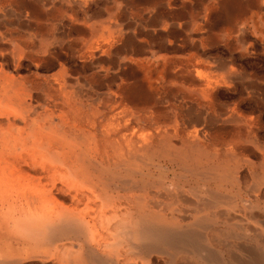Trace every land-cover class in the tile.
I'll return each instance as SVG.
<instances>
[{
  "label": "rangeland",
  "instance_id": "rangeland-1",
  "mask_svg": "<svg viewBox=\"0 0 264 264\" xmlns=\"http://www.w3.org/2000/svg\"><path fill=\"white\" fill-rule=\"evenodd\" d=\"M20 131L87 150L74 163L111 190L124 181L133 220L201 233L197 217L214 215L156 264H208L202 249L264 264V0H0V134ZM224 229L235 237H213Z\"/></svg>",
  "mask_w": 264,
  "mask_h": 264
},
{
  "label": "bare ground",
  "instance_id": "bare-ground-1",
  "mask_svg": "<svg viewBox=\"0 0 264 264\" xmlns=\"http://www.w3.org/2000/svg\"><path fill=\"white\" fill-rule=\"evenodd\" d=\"M31 128L35 132V124ZM34 132L25 135L20 131L15 136L0 134V264H24L26 260L37 257L43 259V264H122L121 260L127 262L123 264H156L159 254L168 247L183 249L192 241L198 243L205 233L202 228L215 219L214 215L198 216L196 224L201 233L165 231L167 222L147 211H140L133 220L131 201L128 203L123 199L125 194L122 191H130L124 181L114 190H111V185H100L95 181V175L91 177L90 170L84 167L86 165L80 167L74 163L86 159L87 150L84 155L79 153L75 158L69 157L72 153L69 149L62 153L52 145L51 139ZM131 140L129 138L128 143ZM29 143L31 148H28ZM27 153L35 165L38 159L33 156L39 158L41 171L45 173L44 180L32 176L25 169ZM115 154L121 157L122 152ZM31 170L37 172L36 168ZM77 176L86 182L77 186L74 184ZM132 198L141 200L134 194ZM218 198L217 193H212L210 203L197 209L204 211L216 205ZM67 200L71 201L70 205ZM79 204L84 206L81 211ZM144 206L150 211L154 208L151 201L145 202ZM116 228H120V235H115L112 242L111 233ZM213 235L235 237L234 231L228 229ZM212 239L217 245L222 242V238ZM126 242L128 251H122ZM203 251L198 252L205 262L217 264L219 259L214 252L207 250L208 255L202 256ZM163 263L168 264L167 261Z\"/></svg>",
  "mask_w": 264,
  "mask_h": 264
}]
</instances>
